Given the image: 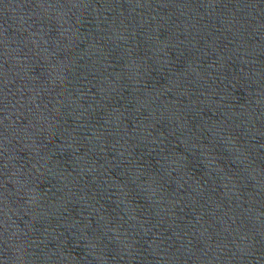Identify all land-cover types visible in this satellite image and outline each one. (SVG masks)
Masks as SVG:
<instances>
[{"label":"water","instance_id":"95a60500","mask_svg":"<svg viewBox=\"0 0 264 264\" xmlns=\"http://www.w3.org/2000/svg\"><path fill=\"white\" fill-rule=\"evenodd\" d=\"M0 264H264V0H0Z\"/></svg>","mask_w":264,"mask_h":264}]
</instances>
